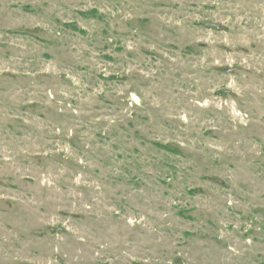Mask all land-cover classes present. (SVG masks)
Segmentation results:
<instances>
[{
    "label": "rangeland",
    "instance_id": "rangeland-1",
    "mask_svg": "<svg viewBox=\"0 0 264 264\" xmlns=\"http://www.w3.org/2000/svg\"><path fill=\"white\" fill-rule=\"evenodd\" d=\"M0 264H264V0H0Z\"/></svg>",
    "mask_w": 264,
    "mask_h": 264
}]
</instances>
